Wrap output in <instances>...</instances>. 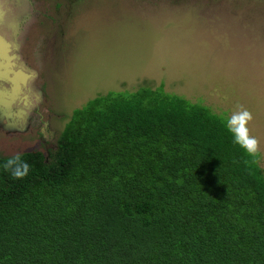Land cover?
Masks as SVG:
<instances>
[{
	"label": "trees",
	"instance_id": "obj_1",
	"mask_svg": "<svg viewBox=\"0 0 264 264\" xmlns=\"http://www.w3.org/2000/svg\"><path fill=\"white\" fill-rule=\"evenodd\" d=\"M0 156V264H264V173L163 85L74 110L51 162Z\"/></svg>",
	"mask_w": 264,
	"mask_h": 264
},
{
	"label": "rangeland",
	"instance_id": "obj_2",
	"mask_svg": "<svg viewBox=\"0 0 264 264\" xmlns=\"http://www.w3.org/2000/svg\"><path fill=\"white\" fill-rule=\"evenodd\" d=\"M160 85L249 110L264 173V0H0V156L50 163L74 110Z\"/></svg>",
	"mask_w": 264,
	"mask_h": 264
},
{
	"label": "clouds",
	"instance_id": "obj_3",
	"mask_svg": "<svg viewBox=\"0 0 264 264\" xmlns=\"http://www.w3.org/2000/svg\"><path fill=\"white\" fill-rule=\"evenodd\" d=\"M252 120L253 117L249 110L243 105H236L235 110L226 121V127L233 136V142L253 157V162H255V157L260 153V142L255 136L251 135L249 124ZM3 167L5 170L10 171L15 179H23L29 172V165L19 153L10 157Z\"/></svg>",
	"mask_w": 264,
	"mask_h": 264
},
{
	"label": "flooded vegetation",
	"instance_id": "obj_4",
	"mask_svg": "<svg viewBox=\"0 0 264 264\" xmlns=\"http://www.w3.org/2000/svg\"><path fill=\"white\" fill-rule=\"evenodd\" d=\"M13 29V31L15 32V28H12ZM12 29H11V31H12ZM13 35V38H15L16 37V35H14V33L12 34V33H10V36H12ZM15 41V40H14Z\"/></svg>",
	"mask_w": 264,
	"mask_h": 264
}]
</instances>
